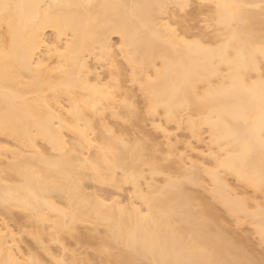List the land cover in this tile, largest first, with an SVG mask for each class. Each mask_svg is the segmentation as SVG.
<instances>
[{"label":"bare ground","instance_id":"bare-ground-1","mask_svg":"<svg viewBox=\"0 0 264 264\" xmlns=\"http://www.w3.org/2000/svg\"><path fill=\"white\" fill-rule=\"evenodd\" d=\"M3 2L35 7L0 17V264H264V0ZM158 117L207 133L212 167L158 142Z\"/></svg>","mask_w":264,"mask_h":264},{"label":"rangeland","instance_id":"rangeland-1","mask_svg":"<svg viewBox=\"0 0 264 264\" xmlns=\"http://www.w3.org/2000/svg\"><path fill=\"white\" fill-rule=\"evenodd\" d=\"M206 5H208L206 3ZM192 8H190L191 10L197 9L198 5L197 3L193 4V6H191ZM189 9V11H191ZM182 17H186L185 13L181 14ZM203 19L204 17L201 16L199 18H197L194 21H190L191 24L193 25H197V26H203ZM112 41L113 44L115 45L114 47V51H118V48L120 46V40L118 36H113L112 37ZM120 64L122 67L126 68V64L124 59L120 56L119 58ZM108 70H111L112 72L114 71L113 68H109L106 67L105 69L101 70L100 73L103 77L107 78L108 75ZM108 80V78H107ZM126 86L130 89H133L135 91V94L137 96L140 97V92L137 91V87H135V85L133 86L131 83H126ZM108 118V115H107ZM110 118V117H109ZM107 119L108 121H110V123H113L115 125H122V121H116L113 119ZM160 123L159 121V117L156 118L153 121L148 122V129L150 131H152L156 136H157V140L158 142H160L162 145H164L166 147V145L170 144L171 146L175 147L180 154H183L185 156V158L187 157V161L191 160L193 162H197L202 168H210L212 167V158L210 156L209 151L207 150V146L209 145L208 143V135L207 133H204L203 135V142H197L195 139H193L189 133L186 130H178L174 124H170L167 126L168 129V133L167 136H163V134H161L159 131L156 130V126ZM175 144V145H173ZM162 177H157V181H161ZM226 181H228V184H230L231 187H235L237 189V192H239L240 197H245V198H250V199H254L256 202H261L262 199L259 197V195L255 194L251 189H249L248 187H245L243 184L239 183L236 179H234L231 176H226ZM205 181V187L209 188L210 184L208 179L205 177L204 179ZM89 183V182H88ZM89 193H93L94 191L96 193L100 192L99 194H106L109 196H112L113 198H116L118 200H123V203H126L127 198H125L127 195V197H130L133 195L132 192V188L130 186H124L122 189L118 190L115 189L114 187L111 186H106V185H100V184H95V183H89V186L87 184ZM87 190V191H88ZM201 191H203L202 189H199ZM94 192V193H95ZM125 201V202H124ZM221 207V206H220ZM219 207V208H220ZM222 210V208H221ZM231 218V217H230ZM234 218L232 217V219H230L231 221L234 222L233 220ZM243 232L245 233H251L253 231V226H251L249 223L245 222L242 225L238 226ZM255 240L257 241V238L254 237Z\"/></svg>","mask_w":264,"mask_h":264},{"label":"snow or ice","instance_id":"snow-or-ice-1","mask_svg":"<svg viewBox=\"0 0 264 264\" xmlns=\"http://www.w3.org/2000/svg\"><path fill=\"white\" fill-rule=\"evenodd\" d=\"M28 7H35L32 5H22V4H14V3H5L3 0H0V17H2L6 22H8L9 26L11 27L13 20L15 18L16 11L22 9V8H28ZM182 7H190V5H182ZM201 7H205V5H201ZM212 7L216 9H220L222 7H247L242 5H221V4H215ZM258 7H261L264 9V4L259 5ZM219 22V21H217ZM169 33L172 34L170 38H174L176 40H179L184 46L188 48H195L200 49L203 48V45L201 44L200 39H192V38H183L180 36V33L178 29L181 27V22L178 20L175 27H173L171 24L166 25ZM260 55L264 57V43L261 45L260 49ZM143 86V85H142ZM261 123H262V135H264V78H262L261 81ZM260 185L262 189H264V161H262L261 165V174H260ZM264 238V237H262ZM7 264H28L26 261H9ZM31 264H39V261H31ZM60 264H63V262H60Z\"/></svg>","mask_w":264,"mask_h":264}]
</instances>
